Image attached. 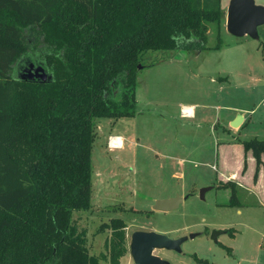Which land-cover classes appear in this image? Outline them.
Returning a JSON list of instances; mask_svg holds the SVG:
<instances>
[{
  "label": "trees",
  "instance_id": "obj_1",
  "mask_svg": "<svg viewBox=\"0 0 264 264\" xmlns=\"http://www.w3.org/2000/svg\"><path fill=\"white\" fill-rule=\"evenodd\" d=\"M225 16L222 0H0V264H102L72 223L91 207L97 126L136 115L144 55L210 48ZM31 64L47 79L27 77ZM242 144L257 179L264 139ZM220 187L241 206L234 181ZM105 228L103 258L120 264L126 223Z\"/></svg>",
  "mask_w": 264,
  "mask_h": 264
},
{
  "label": "rangeland",
  "instance_id": "obj_2",
  "mask_svg": "<svg viewBox=\"0 0 264 264\" xmlns=\"http://www.w3.org/2000/svg\"><path fill=\"white\" fill-rule=\"evenodd\" d=\"M230 1L222 0L221 27L210 24V48L144 55L150 66L138 70L136 115L103 118L97 126L91 207L74 212L72 223L87 231L89 254L102 264H110L103 254L110 256L106 241L112 230L101 226L113 218L126 223L127 251L120 264H134L129 245L136 230L173 238L204 232L185 241L182 254L154 251L170 264H201L194 255L206 264H257L261 210L225 205L231 189L218 185L225 183L226 167L240 173L243 141L264 139V23L256 34L231 33L226 25ZM252 2L264 6V0ZM184 106L193 107L195 116H183ZM237 112L246 120L236 128L229 121ZM113 135L123 138V146L108 145ZM207 186L214 187L202 199ZM239 193L245 204L256 199L246 198L240 187ZM176 196L184 198L177 209L154 210L158 200ZM214 229H227L218 243L209 236Z\"/></svg>",
  "mask_w": 264,
  "mask_h": 264
},
{
  "label": "water",
  "instance_id": "obj_3",
  "mask_svg": "<svg viewBox=\"0 0 264 264\" xmlns=\"http://www.w3.org/2000/svg\"><path fill=\"white\" fill-rule=\"evenodd\" d=\"M264 23V6L255 5L252 0H232L229 3V9L227 11V29L239 36L255 33L258 25ZM35 69L33 72V78H41L46 80L48 74L46 69L39 65L36 68L34 64L30 65ZM142 65H139L141 68ZM29 70V69H28ZM31 72V69L29 70ZM242 115H239L233 122V126H238L242 119ZM214 186H207L201 189V198L204 199L207 191ZM184 202V198L176 196L168 199L158 200L154 205V210L158 211H170L177 209L180 204ZM224 232L220 230H214L212 233V239L218 243L219 236ZM199 233H191L187 236H180L177 238L171 237L169 234L160 233L157 231L148 230H136L131 236L130 242V254L133 258L134 264H170L167 259L162 258L160 255L154 253L156 249L170 250L181 253L182 245L189 238L193 239L197 237Z\"/></svg>",
  "mask_w": 264,
  "mask_h": 264
},
{
  "label": "crops",
  "instance_id": "obj_4",
  "mask_svg": "<svg viewBox=\"0 0 264 264\" xmlns=\"http://www.w3.org/2000/svg\"><path fill=\"white\" fill-rule=\"evenodd\" d=\"M188 107H191V106H188ZM239 115H240V113L237 112L230 119L229 122H231L233 124L236 117ZM191 116H193V117L195 116L194 109H193V113H192V115H190V117ZM242 117H243V122H244L246 120V117L244 114L242 115ZM242 146H243V144H242ZM262 159H263V164L260 166L257 179H255V172H256V168H257L256 160H255L252 152L251 151L245 152V149L243 147V161L247 162L246 170L244 171V163H243V167H242V169L238 175H237V173L230 172V169H228V167H226L227 172L223 173V175L225 176V177L223 176V181H225V182L234 181L236 183L238 197H239V201H240L241 206H246V205L254 206L255 205V206H259L258 209L261 210L262 226L260 228H261V234H262V241L260 244V247H261L260 248V254L258 255V258L256 260L257 264H264V260H263V257H264V156ZM250 167H252V169L254 171L253 175L251 174ZM236 175H237V177H236ZM239 187H240L241 191L243 193H245L246 198L250 199V197H255L256 199H254L253 201H250V202L247 201L246 204L243 203L241 200V197H240ZM242 187H244V189ZM251 202H253V203H251ZM227 204H225V205H227ZM240 212L241 211H238V213H240Z\"/></svg>",
  "mask_w": 264,
  "mask_h": 264
},
{
  "label": "built area",
  "instance_id": "obj_5",
  "mask_svg": "<svg viewBox=\"0 0 264 264\" xmlns=\"http://www.w3.org/2000/svg\"><path fill=\"white\" fill-rule=\"evenodd\" d=\"M193 113V109H190L188 106H184L182 109L183 116H190ZM124 140L121 136H110L108 140V145L111 148H117L123 146Z\"/></svg>",
  "mask_w": 264,
  "mask_h": 264
},
{
  "label": "flooded vegetation",
  "instance_id": "obj_6",
  "mask_svg": "<svg viewBox=\"0 0 264 264\" xmlns=\"http://www.w3.org/2000/svg\"><path fill=\"white\" fill-rule=\"evenodd\" d=\"M32 69V71H34L35 69H33V68H31ZM30 70V69H29ZM28 69H26L25 71H27L26 73H25V75L27 76V77H29V78H33L32 77V75H33V72L31 71H29ZM218 187H220V185H218ZM214 230H216V229H214ZM214 230H211V232L209 233V236H211L212 237V233H213V231ZM217 230H220V231H223L224 233L227 231V229H224V230H222V229H217ZM193 233H199V235L200 234H204V232H193ZM133 234V233H132ZM191 234V233H190ZM132 236V235H131ZM220 237V236H219ZM130 242H131V240H130ZM219 242V241H218ZM129 247H130V245H129ZM165 250V249H164ZM168 251H170V250H168ZM174 252H176V251H174ZM180 254H182V252L180 253ZM184 254V253H183ZM169 261V260H168ZM170 262V261H169Z\"/></svg>",
  "mask_w": 264,
  "mask_h": 264
},
{
  "label": "bare ground",
  "instance_id": "obj_7",
  "mask_svg": "<svg viewBox=\"0 0 264 264\" xmlns=\"http://www.w3.org/2000/svg\"><path fill=\"white\" fill-rule=\"evenodd\" d=\"M190 109H193V107H189ZM242 122H243V118L241 119V121H240V123L238 124V126H236V128L237 127H239L241 124H242Z\"/></svg>",
  "mask_w": 264,
  "mask_h": 264
}]
</instances>
